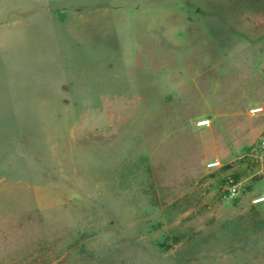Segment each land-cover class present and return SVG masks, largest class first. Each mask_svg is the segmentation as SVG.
I'll return each instance as SVG.
<instances>
[{"label":"rangeland","instance_id":"374dc122","mask_svg":"<svg viewBox=\"0 0 264 264\" xmlns=\"http://www.w3.org/2000/svg\"><path fill=\"white\" fill-rule=\"evenodd\" d=\"M259 196L261 0H0V264H264Z\"/></svg>","mask_w":264,"mask_h":264},{"label":"built area","instance_id":"2783aa9c","mask_svg":"<svg viewBox=\"0 0 264 264\" xmlns=\"http://www.w3.org/2000/svg\"><path fill=\"white\" fill-rule=\"evenodd\" d=\"M262 112H263V108L261 106H254V107L249 108L248 115L253 117V116H257V115L261 114ZM202 123H204V122H200L199 125L202 126L203 125ZM207 123L208 122H206V124ZM218 167H219V161H217V160L216 161H210L206 164L207 169H216ZM250 202L254 206L259 205V204L264 202V196L255 197V198L251 199Z\"/></svg>","mask_w":264,"mask_h":264},{"label":"crops","instance_id":"0c3cea01","mask_svg":"<svg viewBox=\"0 0 264 264\" xmlns=\"http://www.w3.org/2000/svg\"><path fill=\"white\" fill-rule=\"evenodd\" d=\"M262 4L264 5V0H261Z\"/></svg>","mask_w":264,"mask_h":264},{"label":"bare ground","instance_id":"6f19581e","mask_svg":"<svg viewBox=\"0 0 264 264\" xmlns=\"http://www.w3.org/2000/svg\"><path fill=\"white\" fill-rule=\"evenodd\" d=\"M203 125H205L206 123L204 122V123H202Z\"/></svg>","mask_w":264,"mask_h":264},{"label":"trees","instance_id":"16d2710c","mask_svg":"<svg viewBox=\"0 0 264 264\" xmlns=\"http://www.w3.org/2000/svg\"><path fill=\"white\" fill-rule=\"evenodd\" d=\"M235 182H236V180H235Z\"/></svg>","mask_w":264,"mask_h":264}]
</instances>
